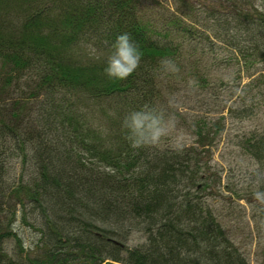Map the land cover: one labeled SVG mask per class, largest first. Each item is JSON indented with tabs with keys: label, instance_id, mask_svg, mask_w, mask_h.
I'll list each match as a JSON object with an SVG mask.
<instances>
[{
	"label": "trees",
	"instance_id": "obj_1",
	"mask_svg": "<svg viewBox=\"0 0 264 264\" xmlns=\"http://www.w3.org/2000/svg\"><path fill=\"white\" fill-rule=\"evenodd\" d=\"M124 33L140 67L110 80ZM216 87L231 100L212 114ZM144 107L186 128L182 152L169 138L130 146L124 118ZM262 107L264 0H0V264H250L224 220L233 206L210 201L211 153L224 118ZM235 144L254 166L225 187L251 231L264 224V124Z\"/></svg>",
	"mask_w": 264,
	"mask_h": 264
},
{
	"label": "rangeland",
	"instance_id": "obj_2",
	"mask_svg": "<svg viewBox=\"0 0 264 264\" xmlns=\"http://www.w3.org/2000/svg\"><path fill=\"white\" fill-rule=\"evenodd\" d=\"M216 74H222L221 71L214 70V74L211 75L213 78ZM200 98L207 97L211 99V89L205 88L203 90H198ZM214 94L216 97V102L211 109L212 114H217L220 112V106L225 99V90L223 87L214 88ZM231 99H225V102H229ZM204 106V105H203ZM219 110V111H218ZM264 124V107L255 115L244 118V119H233L227 116L224 118V125L217 136L215 145L212 147L211 153V163L214 169L218 172L220 177V184L216 187V191L218 193L213 194V198H210L211 203H215L216 205L222 206L221 212H225L227 210V206L232 205L233 207H229V210H233L234 214H229L224 217L227 224H230L231 232L235 234V238L240 244L241 248L244 250V253L248 256L250 264H264V253L260 250L262 239L264 237V224L259 219L257 221L256 229L253 226V221L249 219V227H252L250 231L247 226L244 225V220H246L249 216L248 213V205L243 203V201H238L240 203L241 210H238V206L235 205L234 202H230L231 194L227 187L236 188L242 185H245L246 182L249 181L250 171L253 168V160L247 154L241 152L240 148L235 144L238 140V136L242 134V132H246L252 128H259ZM177 132L183 134L184 140L188 141L191 137L187 133L186 128H177ZM175 135V133H173ZM169 141L172 142L171 137ZM226 184V185H225ZM227 186V187H225ZM239 208V209H240ZM243 213V216L241 215ZM233 224V227H232ZM18 230L23 234L24 239L26 241H31L34 239V234L25 228L20 223L15 224ZM132 242L136 239V234L131 238ZM7 264V263H2Z\"/></svg>",
	"mask_w": 264,
	"mask_h": 264
},
{
	"label": "clouds",
	"instance_id": "obj_3",
	"mask_svg": "<svg viewBox=\"0 0 264 264\" xmlns=\"http://www.w3.org/2000/svg\"><path fill=\"white\" fill-rule=\"evenodd\" d=\"M111 48L104 73L110 80H126L140 67L142 53L127 33L117 36ZM160 64L165 71H179L171 59H162ZM122 126L126 132L125 139L133 149L157 148L170 137L173 151L180 153L185 147L183 134L177 132L176 118L155 108L131 111L124 118Z\"/></svg>",
	"mask_w": 264,
	"mask_h": 264
}]
</instances>
